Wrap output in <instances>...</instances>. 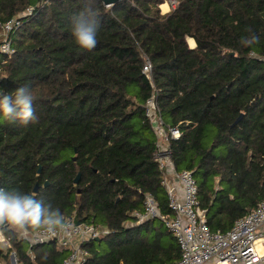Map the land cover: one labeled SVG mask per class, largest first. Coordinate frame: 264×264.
<instances>
[{
    "label": "trees",
    "instance_id": "trees-1",
    "mask_svg": "<svg viewBox=\"0 0 264 264\" xmlns=\"http://www.w3.org/2000/svg\"><path fill=\"white\" fill-rule=\"evenodd\" d=\"M166 1L0 0V22L36 9L13 35L15 54L0 60V91L29 86L37 117L25 126L0 116V187L107 228L86 246V264L181 258L161 220L131 226L148 195L161 215H173L145 114L153 95L165 125L180 130L172 160L193 173L212 231H229L264 201V0H178L163 15ZM86 8L101 21L92 50L71 34L72 17ZM253 34L259 43L242 46ZM147 59L154 88L143 74ZM4 234L11 248L2 245L0 264L13 252L19 264L68 256L54 242L30 249L20 232Z\"/></svg>",
    "mask_w": 264,
    "mask_h": 264
},
{
    "label": "built area",
    "instance_id": "built-area-1",
    "mask_svg": "<svg viewBox=\"0 0 264 264\" xmlns=\"http://www.w3.org/2000/svg\"><path fill=\"white\" fill-rule=\"evenodd\" d=\"M166 4L176 8L178 0H167ZM35 8L31 7L17 17L0 22V60L15 54L13 35L24 25V20L33 17ZM152 63L147 59L143 74L154 88ZM1 77V76H0ZM145 114L157 137L156 160L163 178L161 185L168 197V206L172 218L161 215L159 207L151 195L144 201L143 212L135 213V222L131 226H140L151 220L159 219L176 239L181 258L175 264H264V201L243 218L236 221L227 231H212L208 225L207 212L201 208L199 187L190 171H177L172 160L170 141L180 138L178 127H168L161 117L156 97H150L145 105ZM71 227L56 235L43 229L20 233L29 248L56 243L60 249L68 252L62 264H86L89 252L88 244L110 234L107 228L88 223H76L70 218ZM0 245L11 248L10 240L3 235ZM16 258V254L12 253ZM30 256L34 259L30 250Z\"/></svg>",
    "mask_w": 264,
    "mask_h": 264
},
{
    "label": "clouds",
    "instance_id": "clouds-1",
    "mask_svg": "<svg viewBox=\"0 0 264 264\" xmlns=\"http://www.w3.org/2000/svg\"><path fill=\"white\" fill-rule=\"evenodd\" d=\"M100 27L101 21L96 11L86 8L72 17L71 34L81 48L92 50L97 45ZM240 43L242 46L252 47L259 43V37L253 34L242 38ZM34 99L27 85L17 88L14 94L0 91V116L9 123L19 122L25 126L35 122L37 117L33 107ZM70 227V221L59 208L46 205L34 194L0 187V237L7 231L27 234L29 230L40 229L56 235L57 232L66 233Z\"/></svg>",
    "mask_w": 264,
    "mask_h": 264
},
{
    "label": "water",
    "instance_id": "water-1",
    "mask_svg": "<svg viewBox=\"0 0 264 264\" xmlns=\"http://www.w3.org/2000/svg\"><path fill=\"white\" fill-rule=\"evenodd\" d=\"M120 1H122V0H102L104 6H106V7H111ZM241 118H242V116L238 119L236 124L241 120ZM39 173H41V169H39ZM79 180H80V175H78L77 179L75 180V184H78ZM46 186H48V184H46ZM38 192H39V185L37 184L35 189H34V193L37 194Z\"/></svg>",
    "mask_w": 264,
    "mask_h": 264
},
{
    "label": "rangeland",
    "instance_id": "rangeland-1",
    "mask_svg": "<svg viewBox=\"0 0 264 264\" xmlns=\"http://www.w3.org/2000/svg\"><path fill=\"white\" fill-rule=\"evenodd\" d=\"M160 9H161V7H160ZM171 9H172V7L169 5V10H171ZM163 11H164V10L161 9V12H162L163 15H165V14H167V13L170 12V11H168L167 13H164ZM165 12H166V11H165ZM188 45H189V44H188ZM2 247H3V246L0 245V249H1ZM4 248H5V247H4ZM5 249H7V248H5ZM13 258H14V257H13V255L11 254V255L9 256V258H8V264H14V263H15V264H19V263H18V260H16V258H14V259H13ZM5 264H6V263H5Z\"/></svg>",
    "mask_w": 264,
    "mask_h": 264
},
{
    "label": "bare ground",
    "instance_id": "bare-ground-1",
    "mask_svg": "<svg viewBox=\"0 0 264 264\" xmlns=\"http://www.w3.org/2000/svg\"><path fill=\"white\" fill-rule=\"evenodd\" d=\"M161 9L164 10L163 11L164 13H167L169 11V7H168L167 4L162 5L161 6ZM189 45H190L191 48H194L195 47V43L191 39L189 40Z\"/></svg>",
    "mask_w": 264,
    "mask_h": 264
},
{
    "label": "crops",
    "instance_id": "crops-1",
    "mask_svg": "<svg viewBox=\"0 0 264 264\" xmlns=\"http://www.w3.org/2000/svg\"><path fill=\"white\" fill-rule=\"evenodd\" d=\"M165 4H166V3H165ZM163 5H164V4H163ZM169 11H171V10H169ZM190 39L195 43L194 39H192V38H188V39H187L188 44H189V40H190ZM195 44H196V43H195ZM195 46H196V45H195ZM189 47H190V45H189ZM190 48H191V47H190ZM195 48H196V47L191 48V49H195Z\"/></svg>",
    "mask_w": 264,
    "mask_h": 264
}]
</instances>
